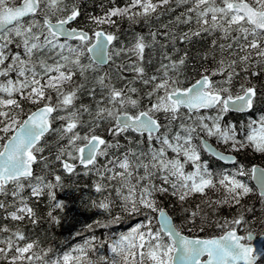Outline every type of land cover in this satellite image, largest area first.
<instances>
[{
  "label": "snow or ice",
  "instance_id": "snow-or-ice-1",
  "mask_svg": "<svg viewBox=\"0 0 264 264\" xmlns=\"http://www.w3.org/2000/svg\"><path fill=\"white\" fill-rule=\"evenodd\" d=\"M262 84L264 0H0V264H264Z\"/></svg>",
  "mask_w": 264,
  "mask_h": 264
},
{
  "label": "trees",
  "instance_id": "trees-1",
  "mask_svg": "<svg viewBox=\"0 0 264 264\" xmlns=\"http://www.w3.org/2000/svg\"><path fill=\"white\" fill-rule=\"evenodd\" d=\"M99 3L100 0H95V2H91V0H84V8L86 12L95 11L99 12ZM168 17H164L167 20ZM126 26V25H125ZM258 83H261L258 81ZM264 86V84H262ZM259 114V113H257ZM214 143V142H213ZM242 160H245L246 163L254 164H264V159L259 157L258 155L253 157L249 155L245 158L243 155L240 157ZM205 159H208L205 156ZM212 167L217 169L220 167L219 163L216 161H212ZM73 180L75 178H72ZM79 187L76 184H73L71 180L67 182L66 188L64 192H58V196L66 201L68 204V211L64 213H59L62 217L61 224L58 226H54L49 231V237L53 240L57 247H68L80 242L84 237H77L76 233L78 231H82L84 225L86 223H91L94 219L100 218L99 214H97L94 210H91L87 207L90 204L92 198L96 197V194L91 190L90 187H85L84 185H90L91 181L87 178H79ZM246 205H254L256 208L257 215L260 213V203L258 197L253 195L246 199ZM41 211H45V207L43 204L40 205ZM169 211L172 212L174 216L177 217V221L179 222V213L176 211L171 205H169ZM221 214L224 216H228L230 214L228 209H222ZM133 221L126 220L124 223L118 226H114L111 229V233H119L123 231H127V229L131 226ZM47 228V225H44ZM109 234V230L106 229H97L96 235L98 237H103ZM213 234H215L213 232ZM85 235H91V233H85Z\"/></svg>",
  "mask_w": 264,
  "mask_h": 264
},
{
  "label": "water",
  "instance_id": "water-1",
  "mask_svg": "<svg viewBox=\"0 0 264 264\" xmlns=\"http://www.w3.org/2000/svg\"><path fill=\"white\" fill-rule=\"evenodd\" d=\"M263 245H264V240H261L260 237L257 239H254L252 242V246L254 247V249H257V250L261 249Z\"/></svg>",
  "mask_w": 264,
  "mask_h": 264
},
{
  "label": "rangeland",
  "instance_id": "rangeland-1",
  "mask_svg": "<svg viewBox=\"0 0 264 264\" xmlns=\"http://www.w3.org/2000/svg\"><path fill=\"white\" fill-rule=\"evenodd\" d=\"M260 210H261V205H260Z\"/></svg>",
  "mask_w": 264,
  "mask_h": 264
}]
</instances>
